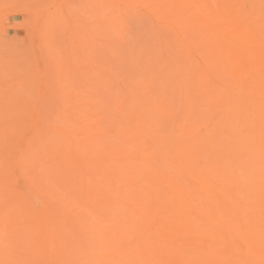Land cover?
I'll return each mask as SVG.
<instances>
[{
  "label": "bare ground",
  "instance_id": "6f19581e",
  "mask_svg": "<svg viewBox=\"0 0 264 264\" xmlns=\"http://www.w3.org/2000/svg\"><path fill=\"white\" fill-rule=\"evenodd\" d=\"M126 4L43 19L49 109L0 48V264H262V0Z\"/></svg>",
  "mask_w": 264,
  "mask_h": 264
},
{
  "label": "rangeland",
  "instance_id": "374dc122",
  "mask_svg": "<svg viewBox=\"0 0 264 264\" xmlns=\"http://www.w3.org/2000/svg\"><path fill=\"white\" fill-rule=\"evenodd\" d=\"M7 0H5V5L4 4H2V9H5V11L4 10H0V18L1 19H3V20H1L0 22V32L2 31V32H4V34H2L1 35V37H0V48L2 47V50H3V53H4V51L6 52V53H8V51H10L7 55H9L8 57H17V59H15L16 60V62L17 63H19L20 61L23 63V62H25V61H29V55L31 54V57H33V58H31V59H33V60H36L37 61V65H35V67L30 71V72H32V73H34V72H37L38 74V80H37V82H38V85L40 86H43V90H41V91H46V90H48V92L46 91V93H44V95H45V98H44V100H45V105L48 107V109H49V107L51 108V106H50V103H51V101L53 100V98H56V99H58L59 100V98H58V96H56L55 95V91H54V87H55V85L53 84L52 85V87H51V82H50V80L51 79H49V77H48V75L46 76V74H49V76H50V74H53L54 75V73H52V69L55 67V71L58 73V74H60V73H64L63 71H66L65 69L64 70H61V72H60V70L59 69H61V67H63L64 66V68H65V65H64V63L65 64H67L66 62H63V64L61 63H57L59 66H61V65H63V66H61V67H57V64H56V62H57V59H55L56 57H54V59L56 60V62L54 63V59L52 60L53 61V63L52 62H48V60L49 59H46L45 58V56L47 55V58H50V52L49 51H51L50 50V48L47 46V42L46 41H48V39H49V37L50 36H46L47 37V40L46 41H44V39H42L41 37H43L44 35H42V32H41V29H44L45 28V26H47V29H48V26H49V24L47 25V24H45L46 22L48 23V21L47 20H49V18H47V16L49 17L50 15H51V19L53 18V13H55L56 15L59 13V7L61 6V9L63 8V12H60L61 14H63V15H65L66 17H67V19L69 20V25L71 24V21H75V22H79L80 23V21L78 20V19H76V17H73V18H71V16H69L71 13H73V12H77V14H79V11H82L83 13H85V12H91V13H95V12H97L98 13V11H100V13L101 12H114V9H116L115 11H119L120 10V8H121V10H123L124 11V9H125V6L128 4V2H127V4H126V0H106V1H104V0H69L68 2H69V4H68V6L66 5L67 4V2H66V6L64 5V2L65 1H67V0H8V2L9 3H7L6 2ZM12 1V2H11ZM14 1V2H13ZM16 1H19V5H18V3H17V5H15L14 6V4H16ZM71 1V2H70ZM77 1V2H76ZM124 1V2H123ZM11 2V3H10ZM62 2H63V5H62ZM72 2H74L76 5H78V6H76V5H74V3L72 4ZM86 2H87V4H86ZM7 3V4H6ZM79 3V4H78ZM91 6H90V5ZM93 4V5H92ZM111 5V6H109V5ZM126 4V5H125ZM12 5V6H11ZM58 5H60V6H58ZM82 5V6H81ZM87 5V6H86ZM14 6V8H12ZM31 7V8H29V7ZM80 6V7H79ZM116 6V7H115ZM47 7V8H46ZM75 7H77V8H75ZM79 7V8H78ZM85 7V8H84ZM93 7V8H92ZM101 7V8H100ZM103 7H104V9H103ZM7 8V9H6ZM67 8H69V9H71V10H69V9H67ZM82 8V10H80ZM87 8L89 9V11L87 10ZM91 8V9H90ZM99 8V9H98ZM111 10H110V9ZM24 9V10H23ZM27 9V10H26ZM60 9V10H61ZM75 9V10H74ZM78 9V10H77ZM92 9H94V11L92 10ZM105 9H107V10H105ZM119 9V10H118ZM84 10H86L85 12H84ZM109 10V11H108ZM19 11V12H18ZM70 11H73V12H69ZM65 12H67V14L65 13ZM39 13V14H38ZM2 14H4V15H2ZM93 14H92V16H93ZM29 15H31L30 16V18H28L27 16H29ZM39 17H38V16ZM59 15V14H58ZM74 15H75V13H74ZM82 15V13L80 14V16ZM89 16V15H88ZM3 17V18H2ZM4 17H5V19H4ZM82 17V16H81ZM46 19L45 20V23H44V20L43 19ZM8 19V20H7ZM25 20H29V22L28 21H26L25 22ZM23 22H25V23H23ZM28 22V23H27ZM31 22V23H30ZM155 22V24L156 23H158V22H156V21H154ZM3 23V24H2ZM17 23V24H16ZM27 23V24H26ZM78 23H74V22H72V24L71 25H77ZM154 24V25H155ZM7 25V26H6ZM11 25V26H10ZM32 25V26H31ZM41 25H43L44 26V28L41 26ZM70 25V26H71ZM157 26L159 25V23L158 24H156ZM161 25V24H160ZM14 26V27H13ZM24 26V27H23ZM2 27V28H1ZM7 27H11V28H7ZM72 27V26H71ZM70 27V28H71ZM24 28H26V29H24ZM27 29H28V31H27ZM32 29V30H31ZM26 30V31H25ZM31 30V31H30ZM45 30V29H44ZM53 29H51L50 31H52ZM30 31V32H29ZM43 31V30H42ZM46 31V30H45ZM45 31H43V33L45 32ZM49 31V30H48ZM48 31H47V33H48ZM69 31V30H68ZM67 31V32H68ZM71 31H72V28H71ZM7 32V33H6ZM57 32H59V34L61 33V30H59V31H57ZM46 33V32H45ZM53 32H51V34H52ZM63 34H64V32H63ZM17 38H19V41H18V43L20 42L21 43V45L22 44H25V41H27L26 43L27 44H25V46H22V48H23V50L21 51V47H19V46H21L20 45V43L18 44V43H16V40L18 39H16L14 36ZM48 35V34H47ZM56 35H58V34H56ZM62 35V34H61ZM61 35H59L60 37H61ZM25 36V37H24ZM44 36V37H45ZM67 36H69L68 34L67 35H65L64 37H67ZM12 37H14L16 40L15 41H13L14 40V38H13V40L11 41V39L10 38H12ZM21 37H22V39H24V43H22L23 41L21 40ZM43 37V38H44ZM45 37V38H46ZM64 37H61V38H64ZM7 38V39H6ZM1 39H5V41L7 40H9V42H10V44H6V45H2V44H5V41H4V43L3 42H1V41H3V40H1ZM67 40H69V37H68V39H65V40H63L64 42L65 41H67ZM6 41V42H7ZM45 43V45L44 44H42V43ZM49 43H50V41H48ZM14 43H16V45L14 44ZM63 43V42H62ZM11 44H14L13 46H18V47H15V49L13 50V46L11 45ZM18 44V45H17ZM42 45H44V47H45V49L47 50L48 48H49V50H48V52L49 53H47V52H44V54H42V53H40L41 52V50H43V46ZM71 45H73V44H71ZM5 46V48H3ZM6 46H7V48H6ZM8 46H9V48H8ZM11 47V48H10ZM20 48V51L21 52H19L18 51V49ZM11 49L13 50L12 52H11ZM44 49V50H45ZM70 49H72V47L70 48ZM1 50V49H0ZM15 51V52H14ZM18 51V52H17ZM25 51H26V53H25ZM29 51V52H28ZM31 51V52H30ZM14 52V53H13ZM23 53H25V55L26 54H29V55H26V57L24 58V54ZM37 53V55L38 56H36L35 54ZM11 54V55H10ZM14 54V55H13ZM17 55V56H16ZM41 55H43V57L41 56ZM28 57V58H27ZM41 57V58H40ZM27 58V59H26ZM38 58H39V60H38ZM26 59V60H25ZM20 60V61H19ZM39 61V62H38ZM1 63V62H0ZM50 63H52L53 65H54V67L52 68V66L50 65ZM69 64V63H68ZM16 65V64H15ZM70 65H68V67H69ZM40 67V68H39ZM1 68V67H0ZM35 68L37 69V70H35ZM58 68V69H57ZM71 67H69V69H70ZM41 71H40V70ZM2 70H3V68H2ZM5 72H6V70H4ZM2 72V74H3V71H1ZM0 72V73H1ZM7 73V72H6ZM5 74V73H4ZM41 76V77H40ZM45 77V79H44V77ZM56 76H58V77H56ZM56 76H54L53 77V79L56 81L55 83H57L58 85H57V89H56V92H58V93H61V94H59L60 96L62 95V94H64L62 91H61V83L59 82V80H58V78L60 79V77H62L61 78V80L65 77V75L64 74H62V76H59V75H56ZM16 77V76H15ZM14 77V78H15ZM13 77L11 78V79H14ZM20 77H16V81L19 79ZM43 80V81H42ZM60 80V81H61ZM43 82V83H42ZM40 83V84H39ZM49 83H50V85H49ZM53 83V82H52ZM45 85H48L47 87L48 88H46V86ZM50 88L54 91H52V93L50 92L51 90H50ZM50 90V91H49ZM44 91V92H45ZM50 95H52L53 96V98H52V96H50ZM58 95V94H57ZM47 96V97H46ZM56 96V97H55ZM52 98V100L50 101V99L49 98ZM48 99H49V102H48ZM43 100V101H44ZM55 100V99H54ZM56 101V100H55ZM46 102H47V104H46ZM57 102V101H56ZM54 104H55V102H53ZM53 105V104H52ZM56 105V104H55ZM54 105V106H55ZM57 106V105H56ZM56 109H57V107H56ZM55 110V109H54Z\"/></svg>",
  "mask_w": 264,
  "mask_h": 264
},
{
  "label": "snow or ice",
  "instance_id": "6c2138e0",
  "mask_svg": "<svg viewBox=\"0 0 264 264\" xmlns=\"http://www.w3.org/2000/svg\"><path fill=\"white\" fill-rule=\"evenodd\" d=\"M262 4H264V0H262ZM132 7H137V8H149V7H153L152 5H133ZM262 23H264V15H262ZM261 40L262 42H264V32L261 33ZM10 228L9 225L6 223L5 225V238H6V244H7V240L10 236ZM9 264H33L32 261H28V260H17V261H11L9 262ZM262 264H264V261H262Z\"/></svg>",
  "mask_w": 264,
  "mask_h": 264
}]
</instances>
